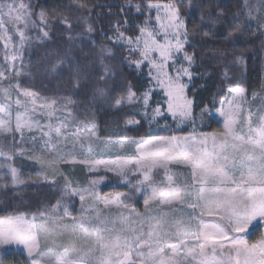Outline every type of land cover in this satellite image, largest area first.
<instances>
[{
  "label": "snow or ice",
  "instance_id": "snow-or-ice-1",
  "mask_svg": "<svg viewBox=\"0 0 264 264\" xmlns=\"http://www.w3.org/2000/svg\"><path fill=\"white\" fill-rule=\"evenodd\" d=\"M261 4L264 5V0ZM134 7L140 11L139 4ZM144 7L149 19L155 10L156 26L150 28L146 23L135 38L117 29L116 39L126 42L130 51L138 54L139 58L130 60V64L139 67L146 63L153 86L163 90L167 112L179 118V127L191 117L192 107V101L186 96L187 85L183 83L184 77L191 80L190 68L194 62L193 56L185 51L187 26L175 3L147 0ZM243 7L244 11L234 18L227 36L259 31L264 37V12L256 9L254 15L255 6L248 0H243ZM33 15L30 0H0V30L3 31L0 38L5 41V49L14 47L12 32L18 34L23 49L25 40L29 39L24 29L30 25L37 27ZM36 15L41 24L46 23L43 10ZM40 30L43 37L49 36L48 31ZM209 34L210 31L203 32L205 36ZM14 59L15 56L5 53L4 60L13 70L11 61ZM181 59L187 62V67L177 63ZM63 63L65 60H58L53 71ZM69 70L75 73L74 80L79 86L85 72L79 65H70ZM110 72L105 65L99 78L104 79ZM20 75V70H14L15 77ZM4 80L8 85L2 89L4 102H0V144L15 140L12 133H19L24 140L25 132L37 131L47 138L43 143L51 147L28 158L42 167L54 168L50 179L45 176L52 185L57 183L55 173L59 172L60 164L89 165L90 171L103 166L106 172L115 173L137 192L145 191L147 198L144 211L140 212L121 200L124 193L101 197L93 187L97 180H92L88 188H79L73 187L65 177L63 195H78L82 211L93 210L94 215L72 217L61 200L31 214V218L24 213L8 215L0 218V245H23L32 258L29 264H264V237L249 243L240 235L247 232L254 221H264V105L256 113L251 109L245 113L240 103L243 88L229 89L234 93L231 99L226 101V106L225 101L221 102L222 131L205 133L193 127L188 135L134 141L132 154H117L108 159H97L89 146L88 153L77 159L71 152L56 151L52 155L57 148L52 143L53 132L68 140V134L62 132L65 125L52 123L56 111L63 107L58 109L55 99H45L38 104V93L21 88L18 80L6 75V69H0V81ZM150 91L144 94L145 106ZM103 94L101 89L100 95ZM134 96L129 89L126 97L116 99L115 104L125 100L131 103ZM67 103L73 101L69 98ZM154 112L161 114L159 108ZM37 116L47 117V123L41 125ZM87 131L84 139L90 141L95 133L91 128ZM71 135L75 137L74 145L81 143L78 132ZM28 139L36 141L37 137L32 135ZM119 147L123 149L125 142H120ZM0 157L13 159L11 152L2 147ZM173 166L186 168L187 176L180 180ZM0 167L9 169L5 174H10L13 185L27 183L10 164ZM157 170H163V180L159 179L161 173ZM129 177H135V181ZM86 199L92 201L87 207L83 203ZM110 207L129 211L105 213ZM66 218L72 223H58Z\"/></svg>",
  "mask_w": 264,
  "mask_h": 264
},
{
  "label": "trees",
  "instance_id": "trees-1",
  "mask_svg": "<svg viewBox=\"0 0 264 264\" xmlns=\"http://www.w3.org/2000/svg\"><path fill=\"white\" fill-rule=\"evenodd\" d=\"M34 6L33 19L37 27L25 29L28 42L20 51L17 65L23 69L20 84L38 93L44 99H55L57 105H67L81 112L94 111L102 139H145L169 135H188L189 130L152 132L148 123L140 118L137 105L117 107L119 99L131 89L141 99L148 88L147 75L129 68L126 63L128 51L117 45L119 29L128 36H135L139 28L149 20L144 5L147 0H30ZM159 3H175L180 10L188 31L186 51L193 56V79L188 96L193 100L194 119L202 121L203 132L214 131V121L209 113L219 110L228 98L229 89L241 87L248 97L260 93L264 85V37L259 31L235 33L227 36L230 26L244 11L243 0H153ZM257 0H248L254 5ZM141 6L138 12L134 5ZM43 10L46 23L41 24L38 15ZM264 12V11H260ZM255 15V14H254ZM216 23L213 24L212 21ZM70 25V27H69ZM23 28V27H21ZM48 31L49 36L43 37ZM210 31L208 36L203 32ZM78 42V43H77ZM111 49L112 56H106ZM63 59L53 71L57 61ZM240 62V63H239ZM70 65H79L85 72L79 86ZM107 65L112 77L99 78ZM0 69H6L3 49L0 45ZM104 94L100 95V90ZM138 121L135 127L128 122ZM20 170L29 172L36 168L26 161H17ZM86 177V175H85ZM105 177L107 183L101 189L104 197L124 193L129 204L140 210L144 198L135 188L122 185L120 179L109 175H90L86 178ZM63 178L56 185L27 184L9 186L0 179V218L20 213L31 217L57 200L78 206V202L63 195ZM263 225L253 229L250 242L263 237Z\"/></svg>",
  "mask_w": 264,
  "mask_h": 264
},
{
  "label": "rangeland",
  "instance_id": "rangeland-1",
  "mask_svg": "<svg viewBox=\"0 0 264 264\" xmlns=\"http://www.w3.org/2000/svg\"><path fill=\"white\" fill-rule=\"evenodd\" d=\"M253 6H255L253 10L254 14H255L256 9H258L259 11H264V5L261 4V0H257V2L254 3ZM152 12H153V15L151 19H149L146 22L147 26H149L150 28L156 26L155 10L153 9ZM21 27L23 26L21 25ZM139 30H138V33L135 36H133V38H135L139 34ZM11 34H12L11 43L12 45H14V47H9L8 49H5L4 47L5 41L2 38H0V45L2 46V49H3V61L6 66V75H8L10 78H13L14 80H18V82L20 83V80L22 79V74H23L22 67L17 65V61L19 60V57H21L20 51L22 50L20 48V38L18 34H15L14 32H12ZM2 35H3V31L0 30V37H2ZM125 36H128V35L125 34ZM128 37H131V36H128ZM27 42H28V39L25 40L24 45H26ZM115 43H117V45L124 46L125 49L128 51V57H127L126 63L128 64L129 68H131L134 71H137L140 74H143L144 72L147 75L146 77L148 80V88L146 92H148L151 89L147 106H145L143 102L144 95L142 96L140 100L137 99L136 96H134L131 103L125 100L119 105L116 104V106L117 107H121L122 105L132 106L136 104L138 107L136 113L138 114L140 118L144 119L148 123L152 132H157V131H165V132L174 131L175 132V131H182V130L187 129L191 133L193 130V127H195L197 131L203 132L202 121L194 119V116H193L194 103H193V100L190 99L188 96V90L192 84V79H193L192 70H193L194 64H192L190 68V71L192 73L191 80L189 81L187 77L183 78V83L187 85L186 96L188 97V99L192 101L191 117L188 119H185L183 123L180 124L179 127H177L179 118L178 117L173 118L171 114L167 112V105L165 103L167 97L164 95L163 90L161 88L153 86L154 82L150 80V77L148 75L149 69L146 63L141 64L139 67H136L134 64H130V60L139 58L138 54L133 51H130V46L124 41L115 40ZM186 46L187 44L185 45V51H186ZM6 52L10 56H15V59L11 61V64L14 65V70L21 71V75L19 77H15L14 70L11 68H8V62L4 60V55ZM112 54L113 52L111 51V49L106 50L107 57L112 56ZM177 63L178 64L183 63L185 67L188 66L187 62L183 61L182 59L178 60ZM169 70L173 71V69L171 68ZM112 74L113 73L110 72V74L106 76L104 79H102V81H105L109 78H113ZM7 85H8L7 80L0 81V102H4L2 89L4 87H7ZM20 85H21V88H25L23 87L22 83ZM129 89H127L121 97H126ZM13 94L15 95V92ZM228 94H229L228 98L225 100V106H226V101L231 99V96L234 93H230L229 91ZM21 98L23 99V97ZM42 100H45V99L38 95L37 97L38 104ZM240 103L245 113L248 109H251L253 113H256L257 109H259L261 105H264V85L260 93L253 94L251 97H248L246 90L244 89V97L242 98V100H240ZM71 104L72 103H68L67 105L58 104L57 108L60 109L63 107V110L56 111L55 116L52 118L53 124L63 123L65 127L62 129V132L65 134H68V140L64 141L61 137H57L54 132L52 133V143H55L57 145V148L53 150L52 155H55L56 151H62L64 153L71 152L73 155L76 156L77 159H80V158H83L88 153L89 146H90L92 155L95 156L97 159H108L110 157H115L117 154H124V153L132 154L135 148V144L132 142L149 139V138L123 139V140L102 139L99 136L97 121L92 116L94 115L93 112L96 111V109L91 110L92 111V114H91V112H87V111L81 112L82 109L77 110L76 108H72L70 106ZM220 107H221V104L217 112L209 113V116L213 119L214 124H215L213 132H219L223 130V117L220 116L219 114ZM156 108L160 109V113H161L160 115L155 114L154 109ZM37 119L40 121L41 125L46 124L48 121V118L45 116H37ZM193 121L195 122L194 124H193ZM93 124H94V127L92 126ZM137 125H138V121L133 120V121L128 122L129 127H135ZM88 128H91L92 131L95 133V136L91 137L90 141L87 139H84V137L88 135V131H87ZM75 132H78L80 134V139H81V143L83 144V147L81 146V143H75V145L73 144L75 137L71 135V133H75ZM10 135L15 136L16 139L10 140V142L8 143L0 144V147H2L4 151L11 152V154L13 155V159L11 161H8L4 157H0V165L10 164L12 167H15L18 171L19 178L24 179L25 181H27V183L22 184V185H13L11 182L10 174H7V175L5 174V173H9V169L7 167H0V179H2L9 186H23L27 184H51L49 180L45 179V176H47L50 179L54 174V168L48 167V166L42 167L40 164H37L34 160L28 158L33 153H37V154L43 153L45 152L46 147L47 148L51 147V144L46 146L43 143V141L47 138L42 137L41 134L37 131H33L32 133L25 132L24 140L20 139L19 133H12ZM32 135H35L37 137L36 141H32L28 139V137ZM120 142H125V147L123 149L119 147ZM17 161H26L28 163L34 164L36 168L29 172L20 170L17 167ZM89 167H90L89 165H84V164H79V163L60 164L59 172L55 173L56 182L58 181V179L63 178L64 180H62V182L64 185L66 182L65 177H67V180L71 182L73 187L88 188L91 186L92 180H97L99 182L93 187L95 188L96 191L100 193L101 197H104L101 194V189L107 183V179L105 177H98V178L90 177L87 179L86 178L87 176H90V175L96 176V175H102V174L109 175L113 177L114 179H120L122 182L121 183L122 185L132 187L130 183L122 180L120 177L116 176L115 173L106 172L103 166H100L99 169L96 171H90ZM173 168L176 172L179 173L178 178L180 180H183L187 176L188 170L186 168L182 166L181 167L173 166ZM157 171L161 173V175L159 176V179L163 180L164 179L162 175L163 170H157ZM129 179L131 181H135V177H129ZM147 192H150V190H147ZM138 195L142 196L144 200L147 198V194L145 191L138 192ZM68 197L78 202L77 207L74 204H70L68 201L67 203L65 201L62 202V205L67 206L70 216L76 217L77 219H79L82 214L94 215L93 210H89L87 212L82 211L81 201L78 195H68ZM129 199L130 198H128L127 196L121 197V200L127 204H129L128 202ZM83 203L85 207H87L90 203H92V201L91 199H86ZM129 205L132 208H135L134 205L132 204H129ZM100 206L102 207V205ZM62 211H63V207L61 209V213ZM119 211L127 212L129 210L128 209L117 210L115 209V207H110L109 209H105V213H108V212L117 213ZM137 211H140V212L144 211V201H143V204L140 210H137ZM28 218H31V217H28ZM58 223L71 224L72 221L66 218L63 221H59ZM50 224H51V221H50ZM30 259L32 258L28 256L27 250L24 248L23 245H20V246H17L14 244L7 245V246L0 245V260L3 261V264H29Z\"/></svg>",
  "mask_w": 264,
  "mask_h": 264
},
{
  "label": "crops",
  "instance_id": "crops-1",
  "mask_svg": "<svg viewBox=\"0 0 264 264\" xmlns=\"http://www.w3.org/2000/svg\"><path fill=\"white\" fill-rule=\"evenodd\" d=\"M260 225H263V228H262V232H263V237H264V221H254L253 224L249 227L248 231L245 232V233H241L240 235L242 237H244L245 239H247L250 242V237H251V233L253 231V229H255L256 227L260 226Z\"/></svg>",
  "mask_w": 264,
  "mask_h": 264
}]
</instances>
